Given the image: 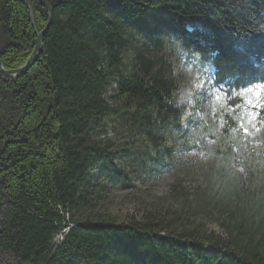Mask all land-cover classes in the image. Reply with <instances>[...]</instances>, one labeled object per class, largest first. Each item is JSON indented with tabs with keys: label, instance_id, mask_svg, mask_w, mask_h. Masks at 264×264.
Instances as JSON below:
<instances>
[{
	"label": "trees",
	"instance_id": "obj_1",
	"mask_svg": "<svg viewBox=\"0 0 264 264\" xmlns=\"http://www.w3.org/2000/svg\"><path fill=\"white\" fill-rule=\"evenodd\" d=\"M45 1L52 17L37 60L14 77L0 72V262L264 264V171L242 195L232 187L230 212L221 204L232 221L226 240L186 228L166 207L179 185L140 219L97 210L106 185L130 187L116 160L131 139L161 160L181 133L166 45L205 65L230 104L249 86L264 89V0ZM31 16L38 31L48 19L37 0H0L6 70L31 54Z\"/></svg>",
	"mask_w": 264,
	"mask_h": 264
},
{
	"label": "rangeland",
	"instance_id": "obj_2",
	"mask_svg": "<svg viewBox=\"0 0 264 264\" xmlns=\"http://www.w3.org/2000/svg\"><path fill=\"white\" fill-rule=\"evenodd\" d=\"M163 55L172 65L178 86L175 103L182 111L181 133L170 136L171 152L161 160L147 158L141 141L131 139L134 147L116 160L130 178V187L106 185L97 210L121 220L140 219L159 198L168 197L172 185H179L180 196L168 197L166 207L186 217V228L226 240L232 221L221 204L229 202L230 212L238 202L236 195H230L232 187H238L242 195L250 175L264 171V107L249 105L248 97L241 95L245 89L240 103H228L222 89L213 84L210 70L174 44L166 45ZM249 88L259 91L264 103V89ZM109 133H114L113 128ZM226 166L232 170L229 175L215 176L216 168ZM0 264L16 262L2 258Z\"/></svg>",
	"mask_w": 264,
	"mask_h": 264
},
{
	"label": "water",
	"instance_id": "obj_3",
	"mask_svg": "<svg viewBox=\"0 0 264 264\" xmlns=\"http://www.w3.org/2000/svg\"><path fill=\"white\" fill-rule=\"evenodd\" d=\"M37 1H39L46 8L47 13H48V19L45 25L41 28V30L38 31L34 27L32 16L30 17V20L33 25L34 33H35V43H34L33 49L28 59L26 60V62L16 69H10V70L4 69L1 64V60H0V72L6 77H14L18 75L19 73L26 71L29 67L33 65V63H35V61L37 60L38 56L41 53L43 34L45 33L49 24L51 23L52 7L45 0H37ZM208 249L210 251H214L213 248H208Z\"/></svg>",
	"mask_w": 264,
	"mask_h": 264
},
{
	"label": "snow or ice",
	"instance_id": "obj_4",
	"mask_svg": "<svg viewBox=\"0 0 264 264\" xmlns=\"http://www.w3.org/2000/svg\"><path fill=\"white\" fill-rule=\"evenodd\" d=\"M241 95H245V96H247L248 97V99H247V103L249 104V105H251L252 107H257V106H259V107H264V103H261V101H260V92L259 91H254L253 89H251V88H249V89H245L242 93H241ZM256 97V99L255 100H253L252 99V97ZM249 115H252V114H249Z\"/></svg>",
	"mask_w": 264,
	"mask_h": 264
},
{
	"label": "built area",
	"instance_id": "obj_5",
	"mask_svg": "<svg viewBox=\"0 0 264 264\" xmlns=\"http://www.w3.org/2000/svg\"><path fill=\"white\" fill-rule=\"evenodd\" d=\"M66 230H67V228L63 229L60 233L56 234V235L54 236V238H53V240H54L53 242L56 243V241L59 239V236L62 235L63 232L66 231Z\"/></svg>",
	"mask_w": 264,
	"mask_h": 264
}]
</instances>
